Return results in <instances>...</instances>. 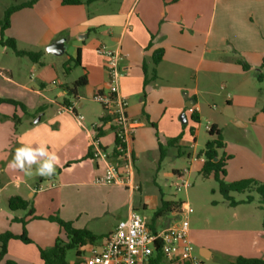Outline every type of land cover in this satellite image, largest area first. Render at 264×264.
Segmentation results:
<instances>
[{
	"label": "crops",
	"instance_id": "crops-1",
	"mask_svg": "<svg viewBox=\"0 0 264 264\" xmlns=\"http://www.w3.org/2000/svg\"><path fill=\"white\" fill-rule=\"evenodd\" d=\"M98 1L65 5L61 0H36L32 6L23 7L11 14L10 24L5 32L16 41L18 37L12 31L15 26L24 36L22 38L33 43L30 47L20 49L38 52L35 49L38 48V39L43 40L47 46L58 38H64V53L68 42H73L75 56L77 52L79 55V74L86 73L87 83L76 90L74 100H71L67 97L66 89L80 75L73 77L69 66L65 70L63 64L66 81L60 82L62 92L55 95L47 94L46 83L55 84L58 80L60 72L57 64L43 65L37 70L36 78H39V82L36 85L21 76L14 77L12 69L0 66V98L18 101L34 112L31 117L28 114L22 117L23 112L11 103H0V171L8 177L6 170L4 171L6 162L12 160L13 150L22 136L26 141L46 142L49 151L54 152L59 161L58 174L51 176L54 180L58 177V186L48 179L47 185L50 188L43 190L41 177L36 182L34 175L26 176L18 170L13 181L6 180L0 190L6 189L7 184L13 182L15 191L6 195V201L12 195H19L29 201L40 216L48 215L38 211H43L40 208L50 198L53 200L55 197L62 206L67 199L68 188L81 193L92 190L104 205V212L114 216L110 228L101 231L93 229L86 223H80L81 215L77 214L63 218L72 221L76 227H85L103 237L115 228L119 220L125 219L131 209L137 207L133 199L134 191L130 192L120 185L93 183L94 176L101 172V167L89 154L94 136L93 125L102 123L97 132L101 145L107 151L114 147L113 131L111 143L106 141L111 128L108 123H104L105 111L99 103L96 102L100 108H94L92 104L93 92L97 88L106 87L105 60L96 52V47L105 44L126 54L120 60L123 75L119 80V92L127 100V114L140 123L132 140L134 178L140 190L135 170L137 171L136 161L145 141L149 144L152 139V143L158 148V141L167 144L168 139L179 134L182 136L184 124L191 113L185 102L191 103L199 118L202 116L198 89L201 76L211 81L219 78L220 89L225 92L226 97H235L241 110L233 118L235 125L246 128L249 124L256 123L254 116L263 112L264 107L258 103L257 93H263L264 89L257 85L260 80L256 77L257 73L263 76L264 69V0H102V5H98ZM9 5V0H0V19ZM159 48L163 49L161 60L153 65L154 51ZM238 59L246 62L249 68L244 70L237 62ZM32 62L33 70L38 61ZM143 65L146 66L148 77L153 66L156 72V78L145 85ZM184 90H187V100L181 94ZM84 91L87 95H84ZM65 104L73 105L76 112L83 115L81 122L69 111L62 110ZM14 115L17 118L15 128L20 130L12 128ZM37 116L39 119L35 121ZM220 121L221 118L212 119L209 125L214 124L222 133ZM259 134H262L260 148L263 160L264 132ZM13 135L14 144L10 147L9 139ZM177 142L175 145L179 144ZM180 153L178 151L177 155ZM187 156L189 161L200 162V170L203 155H199L198 160H193V156L190 157L189 154ZM228 160L225 175L228 180L242 176L264 180V165L260 171L243 175L241 172H230ZM177 172L178 169L173 171L174 174ZM120 194L125 199L117 204L116 199ZM161 198L172 200L160 192L159 196L155 194L140 200V206L143 210H151L153 214ZM83 210L87 209L82 207L79 212L83 213ZM58 212L62 216V210ZM27 219L41 220L32 218L29 214ZM146 220L151 223L152 216ZM170 221L172 216L165 214L156 218L153 226L160 227ZM62 232L59 227L58 236ZM189 234H192L190 230ZM255 235L264 241L263 233L255 231ZM255 240L257 244V239ZM44 245H37L38 256V247ZM253 250L258 252L260 248L255 245ZM199 252L208 257L213 249L200 247ZM234 258L230 257L228 262ZM40 261L43 264L41 259ZM175 262L179 261H167L166 264Z\"/></svg>",
	"mask_w": 264,
	"mask_h": 264
},
{
	"label": "rangeland",
	"instance_id": "rangeland-1",
	"mask_svg": "<svg viewBox=\"0 0 264 264\" xmlns=\"http://www.w3.org/2000/svg\"><path fill=\"white\" fill-rule=\"evenodd\" d=\"M25 1L27 0H9V3L19 4ZM102 3V0L98 1V5H102ZM12 31L18 37L16 45L19 49H25V47L33 44L22 38L24 36H22L19 29L15 26ZM4 36L11 37L7 32H5ZM37 41L38 48L35 49H38L40 55L37 60L38 63L35 64L33 70V62L29 56H18L12 48L5 45H0V66L12 69L14 77L21 76L27 82L36 85L39 82V78H36V71L43 65L50 66L52 63L57 64L60 72L58 80H56L55 84L46 83V88H48L47 94L55 95L62 92L60 82L66 79V74L64 75L63 73V64L67 62V65L70 67L69 70L73 71V77L76 78L81 73V68L78 65H74L73 60L68 59L69 56L75 57V46L73 42L69 41L64 53L52 54L46 51V45H44L43 40L38 39ZM252 72L256 73L255 71ZM262 73V79L257 81V85L261 89H264V69ZM220 85L219 78L211 81L201 76L198 82V89L202 116L199 118V121L195 122L190 118L188 119L187 123L184 124V133L177 142L179 144L175 146L163 144L165 155L161 161L158 159V148L152 143V139H150L149 144L145 141L143 150L140 151L138 160L136 161L137 171L135 170V175L136 180L141 185V189L134 191L133 199L137 207L135 210L144 218L149 219L152 216V211L149 209L143 210L140 206V200L143 201L146 196L155 194L159 196L160 192L166 198L189 203L192 208V212L188 215L189 230L192 232V234H189V238L192 245V254L200 264H228V259L236 256L264 258V241H262L260 236L255 235V231H258L263 233L264 236L262 229L264 209L261 207L258 194L254 190L230 192V195L238 201L236 205H230L220 193L218 183L213 176H205L200 172L198 168L200 162L188 160V154L190 157L199 156L198 153L204 149L207 139L211 137L208 129H206V125H209L212 119L221 118L220 127L223 133L224 146L219 149V154L224 153L230 156L228 160L230 172H241L243 175H249L252 171V173L257 170L260 171L261 166L264 165L262 150L260 148L262 134H259L260 132H264V112H258L254 116L257 119L255 124H249L246 128L238 127L234 124L233 118L241 110L237 106V102H235V97L228 99L225 92L220 89ZM209 90L210 92H207ZM85 91L84 95H87ZM184 92H187V90L181 93L183 97ZM67 97L74 100V96L70 94H67ZM257 98L259 105H264V93H257ZM92 102L94 108H100L96 101ZM11 104L23 112L22 117H26L25 115L27 114L31 117L34 114V112L28 110L26 105H22V107L20 104ZM12 122V128L15 131L20 130V128H15L17 121L12 118ZM106 141L111 143L112 130L108 134ZM9 144L10 147L14 144V135L12 139H9ZM178 151L181 152L180 155H177ZM6 163L7 166H5L4 171L6 170L5 174L8 177L4 176L3 172L0 171V186L4 185L6 180L10 179L13 181L19 170L9 167V162ZM35 167L33 165V179L38 182L41 176L35 174ZM177 169L178 171L188 170L185 172V176L188 178L190 184L186 189L183 188L180 191L175 190V183L178 179L173 171ZM57 172L58 167H56L55 175L58 174ZM249 177L242 176L238 179ZM41 178L43 190L50 188L47 185L48 179L56 182V186L59 185L58 177L55 178L56 180L51 177ZM225 180L233 181L228 180L226 177ZM259 181L264 182V180ZM68 190L67 199L63 202L62 206L55 197V200H51L50 198L47 202L43 203V207L40 208L43 211L40 212L41 210H39L38 212L48 214L47 216L37 215L34 209V214L41 220L27 219L28 210L10 211L6 195L14 193L15 187L13 182L7 184L6 189L0 190V233L10 231L13 234H20L24 228L27 236L32 240L31 243H24L19 239H10L7 244L5 260H12L16 264H41L37 245L45 244L42 247H51L58 236L59 225L54 221H48L47 217L50 215H58L62 219L67 215H81L79 219L80 223H86L89 227L100 231L112 226L114 216L104 212V205L92 190L83 193L75 190L70 191L69 188ZM49 192L53 191L49 190ZM248 195L252 196V201L244 202ZM124 199L123 195H118L116 199L117 204L121 203ZM82 207L87 209L83 210V213L79 212ZM60 209L62 210L61 213H63L62 216L58 212ZM166 215L171 216L170 212L166 213ZM17 216L26 221L25 225L18 220H13ZM59 236L63 240H66L63 232ZM102 238L100 237L93 244L98 246ZM255 239H257V244H255ZM255 245L260 248V251L256 252L253 250ZM89 247L90 244L79 248L80 255L76 254V248L67 249L65 256L67 263L86 264L85 258L90 254ZM200 247H212L213 252L208 257L202 256L199 252ZM3 263L4 260L0 264ZM172 264L188 263L180 261Z\"/></svg>",
	"mask_w": 264,
	"mask_h": 264
},
{
	"label": "built area",
	"instance_id": "built-area-1",
	"mask_svg": "<svg viewBox=\"0 0 264 264\" xmlns=\"http://www.w3.org/2000/svg\"><path fill=\"white\" fill-rule=\"evenodd\" d=\"M96 52L105 58L106 87L97 88L92 99L105 111V121L114 133V147L107 151L97 135L100 125H93L94 136L89 146V154L101 172L93 178V183L100 185H120L130 192L138 190L139 184L134 178V156L132 140L140 123L127 114V100L119 92V80L123 75L120 60L123 52L112 49L105 44L96 47ZM62 110L72 113L79 122L83 115L78 114L71 104L62 106ZM190 112L193 106L188 107ZM210 125H206L209 129ZM193 160L199 157L193 156ZM204 160V157H202ZM201 160V159H200ZM202 160V161H203ZM184 171L175 173L178 181L175 190L186 189L190 184ZM192 208L187 202H181L170 211L172 221L160 227H151L150 223L135 209H131L125 219L119 220L110 233L103 236L100 246L90 244V254L85 258L86 264H153L158 253L163 262L182 261L200 264L192 254L189 238L188 215Z\"/></svg>",
	"mask_w": 264,
	"mask_h": 264
},
{
	"label": "trees",
	"instance_id": "trees-1",
	"mask_svg": "<svg viewBox=\"0 0 264 264\" xmlns=\"http://www.w3.org/2000/svg\"><path fill=\"white\" fill-rule=\"evenodd\" d=\"M35 1L36 0H28L19 4H11L7 6L3 12L2 18L0 19V45H5L12 48L15 54L18 56H24V55L29 56L33 61L38 60L40 55L39 52L18 49L16 46L15 39L12 37H5L4 35H5V30L9 27L11 14L14 11L21 9L23 7L32 6ZM90 1L92 0H61L62 4L65 5H76ZM162 54H163L162 48L156 49L154 51L152 58L153 65H156L161 60ZM69 60H73L74 65H80L78 52L74 58H69ZM263 61H264V56H263ZM237 62L242 65V68L244 70H247L249 68V65L246 62L241 61L239 59L237 60ZM68 66L69 65H67L66 62L64 64L65 70L69 68ZM143 70H144V85L148 83L150 80L156 78V72L154 66L151 69L150 77L147 76V69L146 66L144 65H143ZM256 77L258 80H261L262 74L257 73ZM86 83H87L86 73H82L74 81L73 85L66 89L67 93L72 96H75L76 90L79 87L84 86ZM1 102L20 104L22 106L21 103L7 98H0V103ZM262 111L264 112V107L262 108ZM13 119L17 120L16 115L13 116ZM190 119H192L195 122L199 121V115L196 112V110L190 113ZM208 133L211 137L207 139L204 149L198 153L199 155H203L204 157L202 166L200 167V172H202V174L205 176H209V175L213 176V178L218 183V189L220 193L223 195L224 199L227 200V202L230 205H236L238 203V201H236L230 195V192H243L245 190H254L259 196V202L261 204V207L264 209V182H261L252 177L242 178L233 181H226L225 180L226 163L227 160L230 158V156L225 155L224 153H222L221 155L219 154V149L223 148L224 146L222 133L218 128H216L214 124L210 125L208 129ZM180 136L181 135L179 134L176 137L168 139L167 145H175L176 142L179 140ZM158 148H159V161H161L165 155V148L160 141H158ZM215 157H217L216 160H214ZM252 199H253L252 196L248 195L244 200V202H250L252 201ZM179 203H180L179 201L166 200L164 198H161L158 208L155 209L152 214V221L150 223V226L153 228L154 227L153 222L156 218L170 212L172 209L176 208L179 205ZM7 204L10 210L27 209L28 214L31 215L32 218H39L37 215L34 214V209L30 205V202L25 200L19 195L10 196L7 200ZM14 219L22 222L23 225H25L26 223V221L23 218H14ZM47 219L50 221H54L59 225V227L62 229L65 235L66 240H63L60 236H57L54 244L51 247L48 248L38 247L39 256L43 264H68L65 259L67 249L76 248V254L80 255L79 248L87 244H93L96 240L100 238V236L95 235L89 229L85 227L83 228L76 227L73 225L72 221L64 220L60 218L58 215H50L47 217ZM262 229L264 231V213L262 217ZM10 239H19L24 243L32 242L31 238L27 236L24 228L22 229L20 234H13L10 231L1 232L0 233V263L4 260L3 264H15V262L12 260L9 259L5 260V256L7 254V244ZM162 262H163L162 254L160 253V251H158L153 261V264H161ZM228 264H264V258L237 256L233 260L229 261Z\"/></svg>",
	"mask_w": 264,
	"mask_h": 264
},
{
	"label": "clouds",
	"instance_id": "clouds-1",
	"mask_svg": "<svg viewBox=\"0 0 264 264\" xmlns=\"http://www.w3.org/2000/svg\"><path fill=\"white\" fill-rule=\"evenodd\" d=\"M48 51H51V49H48ZM58 163L56 154L49 151L46 142H30L22 136L18 140V146L13 150L9 167L19 169L26 176H31L33 175V165H35L36 175L51 177L55 174Z\"/></svg>",
	"mask_w": 264,
	"mask_h": 264
},
{
	"label": "water",
	"instance_id": "water-1",
	"mask_svg": "<svg viewBox=\"0 0 264 264\" xmlns=\"http://www.w3.org/2000/svg\"><path fill=\"white\" fill-rule=\"evenodd\" d=\"M48 49H51V51H48ZM64 49H65L64 38H58L46 46V51L52 54H62ZM184 99L187 100L186 92H184ZM185 106L190 107L191 103L185 102ZM38 119H39V116L36 117L35 121H38ZM184 121L186 120L184 119ZM216 159L217 157L214 158V160Z\"/></svg>",
	"mask_w": 264,
	"mask_h": 264
}]
</instances>
